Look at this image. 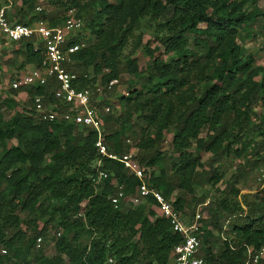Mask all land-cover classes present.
Wrapping results in <instances>:
<instances>
[{"label":"trees","instance_id":"1","mask_svg":"<svg viewBox=\"0 0 264 264\" xmlns=\"http://www.w3.org/2000/svg\"><path fill=\"white\" fill-rule=\"evenodd\" d=\"M35 1L22 0L16 23L59 25L70 9L83 20L87 35L68 41L86 42L67 63L77 74V88L93 90L97 82L105 87L124 73L137 77L118 97L120 114H102L105 142L122 155L130 139L148 185L183 215L192 217L200 205L197 256L205 264H242L264 248V184L244 205L233 200L240 195L236 183L243 168L222 189L216 187L224 178L225 158L254 150L246 165L264 163L257 149L264 146V114L254 111L264 106V66L255 65L244 46L263 15L256 4L249 10V0H55L52 12L33 13ZM143 31L158 45L151 48L149 38L150 60L139 70L131 54ZM11 42L17 48L8 64L19 55L24 63L41 64L45 48L36 36ZM56 87L51 80L45 86L10 87L0 95V246L7 250L0 264H169L182 236L153 208L155 201L149 197L135 207L112 203L118 186L129 196L139 179L120 161L97 153L95 131L35 115L31 97L50 99ZM21 92L26 94L22 110L6 118L3 106H18ZM104 104L109 102L102 99L97 106ZM255 134L262 136L258 145ZM100 171L107 176L96 184ZM207 185L216 197H209ZM49 227L60 232L51 256L35 248ZM257 264H264V256Z\"/></svg>","mask_w":264,"mask_h":264},{"label":"built area","instance_id":"2","mask_svg":"<svg viewBox=\"0 0 264 264\" xmlns=\"http://www.w3.org/2000/svg\"><path fill=\"white\" fill-rule=\"evenodd\" d=\"M83 20L76 16L74 9L68 10L66 19L59 25L50 26L42 20L31 25L15 23L9 20L3 9H0V35L9 41H19L23 38L36 36L43 42L45 55L41 64L33 66L28 73L14 79L11 87L16 89L21 86H45L51 80L57 83L53 90L52 98L48 99L45 94H34L31 97V108L35 115L42 121H55L73 123L84 128L95 131L96 140L94 146L99 155L110 159L118 160L129 174L134 175L140 181L135 192L129 196H124L122 186H118V191L111 198L115 205L119 201H125L133 207L143 204L147 198L151 197L155 201L153 208L158 213L168 219L174 232L182 236V240L174 247L173 257L169 264H205L201 257L197 256L200 248L198 237L200 227V213L195 214L187 220V216L174 208L171 201L167 200L160 191L150 187L145 180V171L137 159L138 148L133 145L130 139L126 142L130 145L128 152L117 155L109 150L105 142L104 121L102 114L110 112L112 106H97L105 87L110 90L112 86L119 83L118 79H112L107 86L97 82L94 89L77 88L75 80L77 74L67 68V63L71 62V55L86 45L85 40L68 44L73 36H85ZM84 33V35L82 34ZM118 108V107H117ZM107 174L100 171L95 179L99 184ZM264 179V166L260 173ZM59 236L60 232L56 233ZM43 238L38 236L35 241V248H41ZM7 253V250L0 246V255ZM264 255V248L251 253L242 264H257ZM111 262L112 260L109 259Z\"/></svg>","mask_w":264,"mask_h":264},{"label":"rangeland","instance_id":"3","mask_svg":"<svg viewBox=\"0 0 264 264\" xmlns=\"http://www.w3.org/2000/svg\"><path fill=\"white\" fill-rule=\"evenodd\" d=\"M254 3L256 4V7H257V10H259V13L262 12L263 15H258L257 22L252 27L254 35L246 38L244 42V46L247 52L253 54L254 59H255L254 64L264 66V0H249V3H247L246 8L251 10L252 5ZM21 4H22V0H0V9H3L5 11L10 21L16 23L17 12L19 8L21 7ZM55 7H56L55 0H36L34 2L33 13H37L40 11H43L45 13L52 12L55 9ZM67 13L68 11L66 12V15ZM42 21H44L45 23H48L47 20H42ZM85 33L87 35V32ZM141 33L142 34H140V37H141L140 45L131 54V57H136L139 70H143L150 60L145 50V45L147 44L150 36L145 31ZM82 34L84 35L83 32ZM0 36H1L0 37V95H2V98H3V96H5V93H7L9 88L11 87V83L13 82V80L25 73H28L29 70L33 67V65L24 63L25 59L23 55H19L16 58V61L14 64H8L6 62V59L12 55L11 51L13 49H16L17 46H14L11 41L7 40L2 35ZM134 38H136V36H134ZM150 39L151 41L149 43V46L151 48L158 45V43L153 38H150ZM132 47H133V43H132V40H130L128 47L124 50L125 53L127 54L130 53V51L132 50ZM160 52H162V48ZM21 64H23V66H20ZM137 81L138 80L135 75L124 73L121 75V79L119 83L114 86V89L109 91V93H104L103 96H101L100 100L106 99V101L109 102L108 105L112 106L111 113L113 115L115 116L119 115L122 109L118 102V97L122 94H126L128 90L127 88L128 83L130 82L137 83ZM15 99L17 101L18 106H15L14 108H6L5 105L3 106L4 107L3 112L6 118L13 115L15 111L22 110L24 101L26 100V94L21 92L16 96ZM1 100L2 99L0 96V102ZM254 111L259 115L260 114L263 115L264 106L258 104L254 108ZM253 137H254L255 144L257 145L262 141L261 140L262 136L258 134H255ZM169 140H170V135L166 137L165 141L163 142V146H162L163 151L166 154L170 153ZM261 143H264V140ZM257 149L260 151L259 155H262V154L264 155V146L257 147ZM0 151H1V147H0ZM202 155H203V159H206L208 156V154H205V153ZM253 158H254V150L244 154L240 158L238 157L237 158L236 157L225 158L220 164L222 170L224 171V178L222 182H219L216 185V187H218L219 189H222L224 187L226 181L236 171L237 168L238 170L240 168H243L245 170L242 178H240L239 181L236 183V186L240 189V195L236 198H233V200L236 199V201L238 203H241V205H244L246 202H249V201H254L256 199L254 195L264 184V181H263L264 179H262L260 176L264 163L258 162L255 165H246V160H252ZM204 190L208 191L210 198H214L218 195L216 190L210 187L209 185L205 186ZM202 191L203 189L199 187L196 189V193L198 194H200ZM193 207H194V204L190 202L189 213H190V210L193 209ZM199 207L200 205H197L195 207V211L198 210ZM188 215L189 214L187 213V216ZM190 218L191 217L188 216L187 220H189ZM42 221H39L40 225L43 224ZM56 233H57V230L55 227H49L43 239V245L41 246V248L44 250L45 254L48 256L55 254V241L57 238ZM87 239L88 238H84V240H87ZM216 247L217 245H215V248Z\"/></svg>","mask_w":264,"mask_h":264},{"label":"crops","instance_id":"4","mask_svg":"<svg viewBox=\"0 0 264 264\" xmlns=\"http://www.w3.org/2000/svg\"><path fill=\"white\" fill-rule=\"evenodd\" d=\"M1 37V36H0Z\"/></svg>","mask_w":264,"mask_h":264}]
</instances>
